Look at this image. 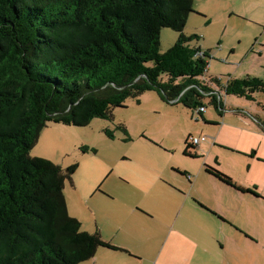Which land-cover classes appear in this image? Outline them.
Segmentation results:
<instances>
[{"label":"trees","instance_id":"obj_1","mask_svg":"<svg viewBox=\"0 0 264 264\" xmlns=\"http://www.w3.org/2000/svg\"><path fill=\"white\" fill-rule=\"evenodd\" d=\"M193 12L194 0H0V264H81L100 248L122 250L70 216L64 190L78 165L64 170L31 157L48 124L112 120L114 109L129 99L140 104L147 92L201 118L205 100L223 114V89L249 101L264 94L257 77L226 86L204 80L210 51L184 32ZM165 28L179 38L161 53ZM186 145L185 154L199 158ZM207 172L237 188L220 171Z\"/></svg>","mask_w":264,"mask_h":264},{"label":"rangeland","instance_id":"obj_2","mask_svg":"<svg viewBox=\"0 0 264 264\" xmlns=\"http://www.w3.org/2000/svg\"><path fill=\"white\" fill-rule=\"evenodd\" d=\"M184 32L189 37L198 35L199 40L191 44L210 51L205 81L221 78L226 83L247 76L264 81V0H194ZM178 38L176 31L163 29L160 52H167ZM222 97L226 117L220 119L208 100L204 101L206 115L241 126L250 137L245 135L244 147H261L264 153V94H256V102L223 93ZM254 118L262 121V127ZM202 130L212 147L218 127H205L197 112L168 105L156 92L143 94L140 104L129 99L126 107L113 110L112 120L96 118L86 127L50 123L43 129L31 157L47 159L64 170L78 165L64 190L70 216L81 222L83 231H99L103 240L125 250L100 248L93 260L81 264H264V206L245 204L240 215L254 241L240 235L236 241L231 238L232 229L222 225L219 230L216 218L196 211L194 197H187L189 180L182 171H190L194 180L206 160L216 164L213 159L218 153L220 168L236 169L235 175L244 178L249 162L245 155L217 148L210 157L208 151L201 158L187 156L186 142ZM205 174L193 194L211 199L216 192ZM224 205L239 213L235 204ZM176 231L181 232L179 237ZM169 238L173 239L166 248Z\"/></svg>","mask_w":264,"mask_h":264},{"label":"crops","instance_id":"obj_3","mask_svg":"<svg viewBox=\"0 0 264 264\" xmlns=\"http://www.w3.org/2000/svg\"><path fill=\"white\" fill-rule=\"evenodd\" d=\"M233 79H237V78H233ZM229 80L226 83H223L222 85L226 86ZM222 93L225 94L226 96H227V93H225L224 89L223 91H221L220 99L223 100ZM253 102H256V98H255V101ZM224 106H225L224 110L222 111L223 114L222 115L219 114L220 119L221 118L224 119L226 117L224 116L226 115L225 111L227 110L225 102H224ZM206 110H207V107L205 111L203 112V115H202L203 117L201 118L202 121L204 122L205 127L207 126L214 127V128L218 127V130L212 134L213 138H211V140L213 141V144H212L213 146L208 147L210 143V139L207 137V135H205V131L202 130L198 136H190V138L191 137L199 138V137H204V136L207 138L206 141L202 142L199 146H194L192 149L194 151L192 153L197 154L199 158H201V157H204L205 151H208L209 157H210L214 149L217 148L222 151L228 150L233 153L245 155L249 157V162L245 163L246 168L244 170V174H245L244 178H242L243 176L235 175V173L238 172V170L236 169L232 170L231 172V171H224L222 168H220V165L222 166L223 163L221 162V157L218 153L215 154V157L213 159L216 164L213 165L212 163H209L208 160H206L202 167L199 166V171L197 172V176L195 177L194 180H192L193 174H191L190 171L188 170L182 171L181 174L187 176L189 180L188 184L190 186V191L187 194V197L188 199H190L191 197H194L195 200L193 201H194V204L196 205L195 207L196 211L199 210L200 213L210 214L212 217L216 218V220L221 224V226H219L218 228L219 230L224 228L222 225H227L230 229H232L233 230L232 234L230 233L232 240L237 241L238 239L237 237L238 235H240L242 238H244V240L246 239V241L253 242L254 238L251 237L252 235H250L251 230L248 225H245L244 220L242 216L240 215V212L244 213V206L246 203L250 204V206H255V207L264 206V153L260 152L261 147H258L259 150L256 147L251 148V149H247L246 147H244L246 145V139L244 137L245 135H247V132H243L244 130H242L241 126L228 125L226 124V119L224 120L225 124L221 123L218 119H213L212 117H208L206 115ZM254 120L258 122V124L261 126L262 121L260 119L254 118ZM261 129L264 130L263 127ZM251 153L252 155H250ZM207 167L218 170L221 173L228 176L229 178H231L232 182L237 186V188L226 184L225 182L221 181L214 175L208 173ZM203 172L206 173L205 175H207L208 178L212 179L209 185L216 192V195H214L211 199L202 197L199 194L198 195L193 194L197 186L198 180L200 179V176L203 174ZM173 186L175 185L173 184ZM242 189L252 191L254 192V194L250 192H246L245 190H242ZM182 192L184 196H186L185 191L182 190ZM255 193L257 195H255ZM217 196H220V200H217ZM229 199L230 201H228ZM224 203L235 204L236 206L239 207V210L236 209L239 211V213L236 215L233 214L232 212H230L231 209L228 210V207H226ZM205 220H207V217H205ZM180 233L181 232L176 231V237H179ZM181 236L183 237L182 234ZM171 239L173 238H169L168 241L166 242V245H165L166 248H170ZM195 240L198 246L201 247L203 243L199 240V236H195ZM207 245H206V248H209L207 247ZM121 248H124V247L121 246ZM204 250L208 253L206 249ZM121 251H125V250L122 249ZM195 256L196 255L194 252L192 255L193 259H195Z\"/></svg>","mask_w":264,"mask_h":264},{"label":"built area","instance_id":"obj_4","mask_svg":"<svg viewBox=\"0 0 264 264\" xmlns=\"http://www.w3.org/2000/svg\"><path fill=\"white\" fill-rule=\"evenodd\" d=\"M199 56H203V54L202 53H199L198 54ZM205 111V109L204 108H201L200 109V112H204ZM197 114H198V112H197ZM206 137L204 136V137H199V138H195V137H191L190 139H189V143L194 147V146H199L202 142H205L206 141Z\"/></svg>","mask_w":264,"mask_h":264},{"label":"flooded vegetation","instance_id":"obj_5","mask_svg":"<svg viewBox=\"0 0 264 264\" xmlns=\"http://www.w3.org/2000/svg\"><path fill=\"white\" fill-rule=\"evenodd\" d=\"M193 149V147L192 148H190V150H192Z\"/></svg>","mask_w":264,"mask_h":264}]
</instances>
